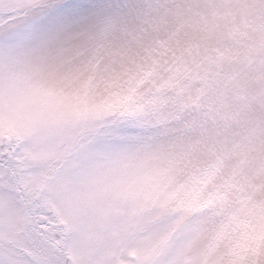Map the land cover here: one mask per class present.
Listing matches in <instances>:
<instances>
[{
    "label": "snow or ice",
    "instance_id": "6c2138e0",
    "mask_svg": "<svg viewBox=\"0 0 264 264\" xmlns=\"http://www.w3.org/2000/svg\"><path fill=\"white\" fill-rule=\"evenodd\" d=\"M0 264H264V0H0Z\"/></svg>",
    "mask_w": 264,
    "mask_h": 264
}]
</instances>
